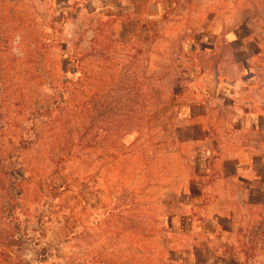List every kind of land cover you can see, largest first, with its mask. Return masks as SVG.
<instances>
[{"label":"rangeland","instance_id":"rangeland-1","mask_svg":"<svg viewBox=\"0 0 264 264\" xmlns=\"http://www.w3.org/2000/svg\"><path fill=\"white\" fill-rule=\"evenodd\" d=\"M194 1L222 26L184 0L146 22L0 0V264H264V225L215 231L216 157L190 139L211 38L264 35V0Z\"/></svg>","mask_w":264,"mask_h":264},{"label":"crops","instance_id":"crops-1","mask_svg":"<svg viewBox=\"0 0 264 264\" xmlns=\"http://www.w3.org/2000/svg\"><path fill=\"white\" fill-rule=\"evenodd\" d=\"M170 1L118 0L117 9L111 2L103 8L118 10L119 17L133 12L132 17L146 22L163 15ZM176 6L173 0L172 7ZM184 6L190 16L198 12L199 27L223 24L216 5L209 9L214 20H208V9L194 0H184ZM241 26L216 34L209 42L212 55H218L222 44L226 49L210 68L205 67L202 112L193 116L191 127L198 136L190 139L201 143L204 157H216L212 168L216 178L205 185L213 197L208 219L215 223V231L229 232L222 227L224 221L231 229L247 223L248 235L254 237L264 225V35L244 33Z\"/></svg>","mask_w":264,"mask_h":264},{"label":"trees","instance_id":"trees-1","mask_svg":"<svg viewBox=\"0 0 264 264\" xmlns=\"http://www.w3.org/2000/svg\"><path fill=\"white\" fill-rule=\"evenodd\" d=\"M6 253H4V252H1V255L3 256V255H5ZM12 264H16V263H12Z\"/></svg>","mask_w":264,"mask_h":264}]
</instances>
